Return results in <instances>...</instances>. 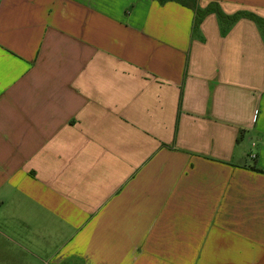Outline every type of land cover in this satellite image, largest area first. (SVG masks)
<instances>
[{
	"label": "crops",
	"instance_id": "crops-1",
	"mask_svg": "<svg viewBox=\"0 0 264 264\" xmlns=\"http://www.w3.org/2000/svg\"><path fill=\"white\" fill-rule=\"evenodd\" d=\"M193 17L0 0V264H264V43Z\"/></svg>",
	"mask_w": 264,
	"mask_h": 264
},
{
	"label": "trees",
	"instance_id": "trees-1",
	"mask_svg": "<svg viewBox=\"0 0 264 264\" xmlns=\"http://www.w3.org/2000/svg\"><path fill=\"white\" fill-rule=\"evenodd\" d=\"M159 3L167 1H175L185 6L190 7L194 12L192 24V36L199 37V27L202 20L209 14L213 13L217 17L220 33L222 36L226 35L231 27L240 19L246 18L251 20L257 27L261 38L264 43V18L257 16L248 11H237L231 15L225 14L219 5L215 2L209 3L206 7L202 8L197 5L196 0H157Z\"/></svg>",
	"mask_w": 264,
	"mask_h": 264
},
{
	"label": "built area",
	"instance_id": "built-area-1",
	"mask_svg": "<svg viewBox=\"0 0 264 264\" xmlns=\"http://www.w3.org/2000/svg\"><path fill=\"white\" fill-rule=\"evenodd\" d=\"M249 158H250L251 160H254V159H255V155H250Z\"/></svg>",
	"mask_w": 264,
	"mask_h": 264
}]
</instances>
